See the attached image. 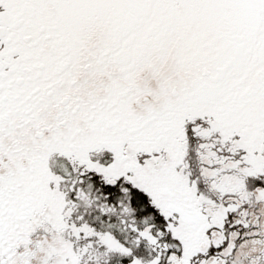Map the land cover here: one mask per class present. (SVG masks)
<instances>
[{"label":"snow or ice","instance_id":"1","mask_svg":"<svg viewBox=\"0 0 264 264\" xmlns=\"http://www.w3.org/2000/svg\"><path fill=\"white\" fill-rule=\"evenodd\" d=\"M0 264H264V0H0Z\"/></svg>","mask_w":264,"mask_h":264}]
</instances>
